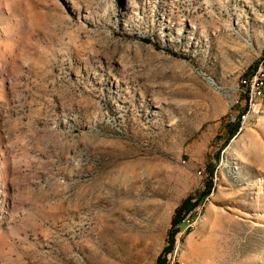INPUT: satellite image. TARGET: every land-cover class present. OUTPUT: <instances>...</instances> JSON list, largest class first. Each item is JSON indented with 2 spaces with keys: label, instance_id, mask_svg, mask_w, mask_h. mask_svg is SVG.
I'll list each match as a JSON object with an SVG mask.
<instances>
[{
  "label": "rangeland",
  "instance_id": "rangeland-1",
  "mask_svg": "<svg viewBox=\"0 0 264 264\" xmlns=\"http://www.w3.org/2000/svg\"><path fill=\"white\" fill-rule=\"evenodd\" d=\"M263 58L264 0H0V264H156L189 195L165 264H264Z\"/></svg>",
  "mask_w": 264,
  "mask_h": 264
},
{
  "label": "built area",
  "instance_id": "built-area-1",
  "mask_svg": "<svg viewBox=\"0 0 264 264\" xmlns=\"http://www.w3.org/2000/svg\"><path fill=\"white\" fill-rule=\"evenodd\" d=\"M264 81V58L261 59L257 66L243 77L239 84L244 85V105L245 110L241 113L240 118L236 120L239 124L244 122L250 113L257 111V103L259 100V85ZM240 96L237 98V100ZM235 120L234 117L231 118ZM187 221H189L187 219ZM165 259H170V251L167 252ZM172 264H185L184 261L172 262Z\"/></svg>",
  "mask_w": 264,
  "mask_h": 264
},
{
  "label": "trees",
  "instance_id": "trees-1",
  "mask_svg": "<svg viewBox=\"0 0 264 264\" xmlns=\"http://www.w3.org/2000/svg\"><path fill=\"white\" fill-rule=\"evenodd\" d=\"M238 127V122L234 125L231 135L234 134V132L237 130ZM211 190V182L206 188V192H204L203 195L208 194V192ZM192 196L189 195L185 197L181 203L175 208L172 218H171V223H170V228L168 230V237H167V246L163 250V253L160 254L157 259H156V264H165V255L167 252L171 251L174 247V243L176 240V235L180 231V222L182 220V216L185 215L186 213L192 211L198 204L199 200L196 199L192 201Z\"/></svg>",
  "mask_w": 264,
  "mask_h": 264
},
{
  "label": "bare ground",
  "instance_id": "bare-ground-1",
  "mask_svg": "<svg viewBox=\"0 0 264 264\" xmlns=\"http://www.w3.org/2000/svg\"><path fill=\"white\" fill-rule=\"evenodd\" d=\"M240 85H243V84H240ZM259 97H260L259 100L264 97V81H263V83H260V85H259ZM259 100H258V103H259ZM167 260H169V259H167Z\"/></svg>",
  "mask_w": 264,
  "mask_h": 264
}]
</instances>
